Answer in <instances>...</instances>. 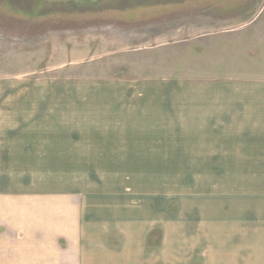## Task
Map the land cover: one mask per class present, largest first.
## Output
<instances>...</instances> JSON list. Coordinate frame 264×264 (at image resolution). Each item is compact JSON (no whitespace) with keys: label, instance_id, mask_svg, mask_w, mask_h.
I'll return each mask as SVG.
<instances>
[{"label":"rangeland","instance_id":"374dc122","mask_svg":"<svg viewBox=\"0 0 264 264\" xmlns=\"http://www.w3.org/2000/svg\"><path fill=\"white\" fill-rule=\"evenodd\" d=\"M260 19L264 0H0V94H83L105 104L94 94L119 93L131 103V95L136 99L143 92L264 93ZM93 122L82 126L96 130ZM152 137L167 148L168 163L158 168L145 163L148 158L130 157L129 148H117L96 159L102 163L75 155L71 160L81 159L82 165H64L61 157L21 168L0 164V186L14 194L82 191L84 217L92 222L110 221L104 207L115 204L167 205L172 213L179 201L195 206L215 198L246 207L258 202L259 210L247 211L245 219L264 231V165H210L207 171L180 163L194 160L182 154L195 155L196 141L219 140L222 133ZM16 173L22 179H14Z\"/></svg>","mask_w":264,"mask_h":264},{"label":"crops","instance_id":"0c3cea01","mask_svg":"<svg viewBox=\"0 0 264 264\" xmlns=\"http://www.w3.org/2000/svg\"><path fill=\"white\" fill-rule=\"evenodd\" d=\"M100 95L108 103L83 94H0V164L21 168L61 157L64 165L80 166L73 156L102 163L96 159L129 148L130 157L148 158L145 163L158 168L168 163L167 148L152 134L194 132L224 137L196 141L195 155L182 154L194 160L182 165L207 171L210 165H264V93L143 92L135 94L140 99L131 95V103L119 93L94 94ZM102 107L109 111L99 112ZM91 119L97 129L85 130L82 124ZM110 133L116 135L108 138ZM29 158L34 162L24 160ZM14 179L22 178L16 173ZM14 193L0 186V264H264V231L245 219L247 211L259 210L258 202L179 201L172 213L167 205L115 204L104 207L110 221L92 222L84 217L82 191Z\"/></svg>","mask_w":264,"mask_h":264}]
</instances>
